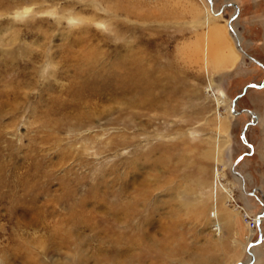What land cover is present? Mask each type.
<instances>
[{"label": "rangeland", "instance_id": "374dc122", "mask_svg": "<svg viewBox=\"0 0 264 264\" xmlns=\"http://www.w3.org/2000/svg\"><path fill=\"white\" fill-rule=\"evenodd\" d=\"M125 262L264 264V0H0V264Z\"/></svg>", "mask_w": 264, "mask_h": 264}, {"label": "bare ground", "instance_id": "6f19581e", "mask_svg": "<svg viewBox=\"0 0 264 264\" xmlns=\"http://www.w3.org/2000/svg\"><path fill=\"white\" fill-rule=\"evenodd\" d=\"M232 21H230V23H229V25H230V27H231V31L234 33V35H235V32H234V30H233V27H232ZM213 38H214V41H215V43H216V49H215V51H214V55H213V64L215 65V67H217V66H219V68H222V67H220V66H227V65H233V61L235 60V54L233 53V51L231 50V49H228L227 47H223V44H222V42H221V44L222 45H220L219 44V42H218V39L220 38V30H219V27H217L216 25H215V27L213 28ZM236 38H235V40H236V42L238 43V45H237V47H238V49H240L241 50V52L246 56V57H249V55H246V53H245V51L241 48V44H240V40H239V37L237 38V36H235ZM136 77H138V76H136L135 75V73H132V78H134V79H136ZM144 78H145V76L144 75H140L139 77H138V83H142V81L144 80ZM143 84V83H142ZM150 84H151V86H149V87H147V88H145V89H143L141 92L145 95V94H147L146 96H141L140 95V99H138V101H136V100H134V98L130 101V100H125V101H130L131 102V104L133 103V105L134 104H139V105H141V104H143V102H145L146 100H148V98H150V97H152V95H153V89H155L158 85H159V82L157 81V80H155L154 82H150ZM149 90H152V91H149ZM129 103V102H128ZM127 103V104H128ZM154 103V102H153ZM130 104V103H129ZM236 105H237V103L235 104V106H234V111H235V107H236ZM248 112V111H247ZM251 114H253L252 112H251ZM84 116H86L85 114H84ZM183 214L182 213H177L176 214V216H175V218L173 219L175 222H180V221H183L184 219H183V217L184 216H182ZM259 218H257V219H255V222H256V227H255V229H254V231H256L257 229H258V224H257V220H258ZM250 229V228H249ZM250 230H252V229H250ZM214 231H216L217 232V234L218 235H220V226L219 225H216V227H214ZM171 240V237L168 235L167 236V240ZM252 240V238L250 239V241ZM183 246H185L184 244H183ZM181 249H182V252H183V257H181L182 259H181V262H182V260H183V258H186L185 257V251H184V249H183V247H181ZM247 250V249H246ZM251 251H252V249L250 248V253H251ZM196 256L194 255L193 256V258H190V259H194V260H191L193 263H195V262H197V263H201L200 261H206L207 260V257L204 259V260H201L200 259V257H198V259H196L195 258ZM133 260H134V258H133ZM185 260L186 259H184V262H185ZM126 263V262H125ZM123 264V263H122ZM126 264H128V262L126 263Z\"/></svg>", "mask_w": 264, "mask_h": 264}, {"label": "built area", "instance_id": "2783aa9c", "mask_svg": "<svg viewBox=\"0 0 264 264\" xmlns=\"http://www.w3.org/2000/svg\"><path fill=\"white\" fill-rule=\"evenodd\" d=\"M238 208H241L243 214H242V218L243 220L245 221V223L248 225V227L250 229H255L256 227V222H255V219L253 218V215L251 214H248L242 207H238Z\"/></svg>", "mask_w": 264, "mask_h": 264}, {"label": "water", "instance_id": "95a60500", "mask_svg": "<svg viewBox=\"0 0 264 264\" xmlns=\"http://www.w3.org/2000/svg\"><path fill=\"white\" fill-rule=\"evenodd\" d=\"M232 19H230V21H231ZM229 28L231 29V27H230V25H229ZM237 45H238V43H237ZM247 55V54H246ZM250 57V56H249ZM253 61H255L256 63H258V64H260L261 66H263L260 62H258L256 59H254V58H252V57H250ZM263 84V83H262ZM261 84V85H262ZM250 85H247V86H245L243 89H242V92L240 93V94H238L233 100H232V104H231V110H232V112H235L234 111V106H235V104H236V101H237V99L242 95V94H244V92L246 91V89L249 87ZM255 86V85H254ZM248 112H250L251 113V111H249V110H247ZM245 130V129H244ZM258 222H259V220H257V224H258Z\"/></svg>", "mask_w": 264, "mask_h": 264}, {"label": "snow or ice", "instance_id": "6c2138e0", "mask_svg": "<svg viewBox=\"0 0 264 264\" xmlns=\"http://www.w3.org/2000/svg\"><path fill=\"white\" fill-rule=\"evenodd\" d=\"M210 2H211V0H210Z\"/></svg>", "mask_w": 264, "mask_h": 264}]
</instances>
